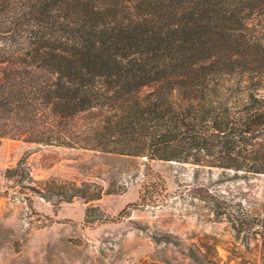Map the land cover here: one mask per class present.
Returning <instances> with one entry per match:
<instances>
[{
  "label": "trees",
  "instance_id": "obj_1",
  "mask_svg": "<svg viewBox=\"0 0 264 264\" xmlns=\"http://www.w3.org/2000/svg\"><path fill=\"white\" fill-rule=\"evenodd\" d=\"M0 138L264 176V0H0ZM4 178L102 195L25 158ZM257 226L264 264V201Z\"/></svg>",
  "mask_w": 264,
  "mask_h": 264
},
{
  "label": "rangeland",
  "instance_id": "obj_2",
  "mask_svg": "<svg viewBox=\"0 0 264 264\" xmlns=\"http://www.w3.org/2000/svg\"><path fill=\"white\" fill-rule=\"evenodd\" d=\"M22 158L34 187L90 183L101 198L46 202L4 178ZM263 201L262 175L0 138V264H262Z\"/></svg>",
  "mask_w": 264,
  "mask_h": 264
}]
</instances>
